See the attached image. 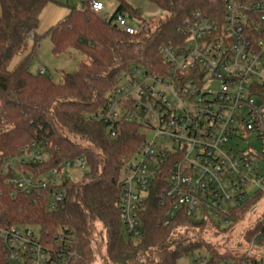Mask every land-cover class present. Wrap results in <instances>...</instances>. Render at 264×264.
Wrapping results in <instances>:
<instances>
[{
  "label": "built area",
  "instance_id": "obj_1",
  "mask_svg": "<svg viewBox=\"0 0 264 264\" xmlns=\"http://www.w3.org/2000/svg\"><path fill=\"white\" fill-rule=\"evenodd\" d=\"M76 1L127 33L139 29L127 12L111 19L100 0ZM179 28L184 41L160 46L159 69L132 65L120 73L103 109L91 117L110 137L124 122L138 124L144 137L121 176L119 217L131 238L141 232L140 212L156 185L165 206L163 225L183 213L227 229L232 213L255 196L264 199V0H225L221 18L196 11ZM44 145L32 141L2 158L0 176L11 184L10 196L33 195L55 211L64 206V183L80 178L85 164L76 158L40 173L23 171L24 164L44 162ZM248 175L255 187L250 195ZM0 241L8 264H69L74 254L67 227L46 236L36 226L4 224ZM240 243L226 261L214 262L205 251L188 264H264V209L246 226Z\"/></svg>",
  "mask_w": 264,
  "mask_h": 264
},
{
  "label": "trees",
  "instance_id": "obj_2",
  "mask_svg": "<svg viewBox=\"0 0 264 264\" xmlns=\"http://www.w3.org/2000/svg\"><path fill=\"white\" fill-rule=\"evenodd\" d=\"M48 1L0 0V160L32 141H42L46 159L24 164L23 171L40 173L76 158L84 160L85 170L80 178L64 183V206L55 211L47 210L33 195L10 196L11 184L0 176V225H32L46 236L67 227L74 240L69 264H92L96 258L100 264H176L201 249L214 262L232 258L230 250L201 235L208 226L217 227L209 218L191 220L177 213L163 225L165 206L158 199L159 185L149 190L140 212L139 236L125 235L119 217L121 176L144 137L133 122L121 123L110 137L104 125L91 118L103 109L120 73L132 65L158 70L160 46L183 43L185 35L179 27L186 18L196 11L221 18L225 0H148L162 14L147 19L127 0H116L111 19L127 12L139 25L131 34L83 5H67L55 25L37 33L39 15ZM43 37L49 38L55 55L71 50L82 55L75 70L62 72L59 81L45 70H30ZM15 55L21 57L10 66ZM258 201L257 196L247 201L231 220L241 221ZM0 264H8L1 241Z\"/></svg>",
  "mask_w": 264,
  "mask_h": 264
},
{
  "label": "rangeland",
  "instance_id": "obj_3",
  "mask_svg": "<svg viewBox=\"0 0 264 264\" xmlns=\"http://www.w3.org/2000/svg\"><path fill=\"white\" fill-rule=\"evenodd\" d=\"M132 5L138 7L140 9L141 18L147 19L149 17L158 16L162 14V11L156 7L154 4L149 2L148 0H127ZM102 4V12L108 15H111L116 7V0H100ZM77 1H68L66 5L63 1H53L49 0L45 7L42 9L39 15V24L36 29L37 33H43L49 27L55 25L58 20H60L68 8L67 5H77ZM131 23L134 26L138 25V21L136 19H131ZM31 41L28 42L27 50H30ZM52 44L48 37H43L40 39L39 44L35 51L33 52V59L31 61L30 70L32 72L39 71L40 68H43L46 73L54 80L59 81L60 75L62 72H71L75 70L77 66V62L82 58L81 53L71 50L68 53H62L55 55L51 52ZM21 55H15L11 60L10 66L14 65ZM216 86V82L213 83ZM149 134V133H147ZM247 140L253 144H255V139L252 135L247 137ZM241 141V144H244ZM79 172L77 176L80 175L82 171ZM248 181L246 184L247 193L250 195L253 193L255 187L252 183L254 178L251 175L247 176ZM264 209V199L260 200L256 206L248 212L245 217L241 221H237L236 219L232 220V225L223 229L220 226L216 228L208 226L205 228V231L201 233L207 240L216 243L219 247H224L230 252L239 251L242 246L240 243V237L246 229V226L254 220L259 214H261ZM205 250L201 249L199 251H194L190 253L188 256H183L180 258L176 264H188L191 263L194 257L198 255H204ZM263 263H264V251H263ZM92 264H100L99 258H96Z\"/></svg>",
  "mask_w": 264,
  "mask_h": 264
},
{
  "label": "crops",
  "instance_id": "obj_4",
  "mask_svg": "<svg viewBox=\"0 0 264 264\" xmlns=\"http://www.w3.org/2000/svg\"><path fill=\"white\" fill-rule=\"evenodd\" d=\"M40 69H43V68H40Z\"/></svg>",
  "mask_w": 264,
  "mask_h": 264
}]
</instances>
